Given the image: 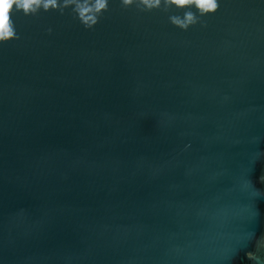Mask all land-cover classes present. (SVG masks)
<instances>
[{"label":"water","instance_id":"1","mask_svg":"<svg viewBox=\"0 0 264 264\" xmlns=\"http://www.w3.org/2000/svg\"><path fill=\"white\" fill-rule=\"evenodd\" d=\"M172 14L110 0L94 30L18 14L0 45V264L264 260V0H219L187 31Z\"/></svg>","mask_w":264,"mask_h":264},{"label":"clouds","instance_id":"2","mask_svg":"<svg viewBox=\"0 0 264 264\" xmlns=\"http://www.w3.org/2000/svg\"><path fill=\"white\" fill-rule=\"evenodd\" d=\"M123 9L135 7L141 12L161 10L168 13L175 9L179 14L169 15V22L177 28L187 31L190 27L201 24V18L214 14L219 8V0H119ZM71 10V15L86 30H94L104 14L110 10V0H0V45L21 39L17 31L16 18L18 14L25 17H36L41 11H55L64 15L66 10ZM49 34L52 29H48ZM264 181V177H261ZM251 185V182L248 181ZM258 196L260 192L257 190ZM253 233L248 240L252 239ZM258 246H264V238L259 240ZM249 259L256 264H264V260L248 253Z\"/></svg>","mask_w":264,"mask_h":264}]
</instances>
